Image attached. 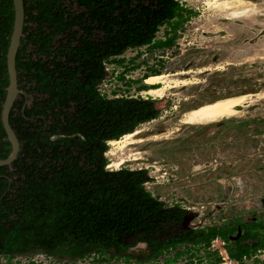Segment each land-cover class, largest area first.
Returning <instances> with one entry per match:
<instances>
[{"label": "trees", "instance_id": "16d2710c", "mask_svg": "<svg viewBox=\"0 0 264 264\" xmlns=\"http://www.w3.org/2000/svg\"><path fill=\"white\" fill-rule=\"evenodd\" d=\"M23 4L15 57L21 93L9 113L20 149L11 165L0 166V258L40 252L75 260L109 254L140 264L179 247L191 237L181 226L186 210L168 206L146 188L147 169L107 168L108 141L157 117L161 107L150 96L108 97L99 86L106 79L105 64L127 49L171 47L185 7L178 0ZM13 18L12 0H0V159L11 151L1 108ZM164 24L171 35L155 39ZM139 243L145 249L134 253ZM225 247L231 259L246 264L243 256L264 245Z\"/></svg>", "mask_w": 264, "mask_h": 264}, {"label": "rangeland", "instance_id": "374dc122", "mask_svg": "<svg viewBox=\"0 0 264 264\" xmlns=\"http://www.w3.org/2000/svg\"><path fill=\"white\" fill-rule=\"evenodd\" d=\"M244 1L245 7L234 13L233 9L226 11L214 3L208 4L207 0H178L189 12H184L185 20L178 27L173 46L155 51L147 46L127 49L105 64L106 79L99 86L100 92L108 97L150 95L158 101L159 116L135 129L142 143L128 145L123 150L124 157L132 153L135 159L119 167L147 169L151 180L146 188L168 205L179 204L194 211L197 218L193 223L202 226L238 217L246 219L252 212L260 211L255 205L259 207V199L264 198V173L249 172L253 167L233 157L241 152L239 144H244L235 131L207 129L202 133L182 122L187 109L226 95L234 88L233 79L255 75L260 67L264 68V0ZM166 32H170L169 25L160 26L155 39H162ZM150 68H159L156 73L166 74L168 85H164L159 95L139 89L144 85L140 80L154 74L147 72ZM256 78L264 81V71ZM176 80L183 81L175 85L172 81ZM258 98L264 100V91ZM248 114H256V110L243 108L233 117ZM115 147L109 144L110 151L117 155L106 154L109 162L122 157ZM225 188L232 190L226 197L223 196ZM223 200L225 208L217 211L215 205ZM231 206L235 210L230 211ZM144 249L145 244L139 243L132 251ZM214 253L212 247H202L198 251L201 260L193 261L207 264L206 260ZM162 261L163 257L158 264ZM245 262L264 264V248ZM134 263V259L126 261L124 257L109 254L75 260L57 259L40 252L0 258V264Z\"/></svg>", "mask_w": 264, "mask_h": 264}, {"label": "flooded vegetation", "instance_id": "af4514ba", "mask_svg": "<svg viewBox=\"0 0 264 264\" xmlns=\"http://www.w3.org/2000/svg\"><path fill=\"white\" fill-rule=\"evenodd\" d=\"M170 35L171 32H168V34L165 35L162 39L166 40ZM145 46L155 51V50L169 49L173 45L171 47L164 46L162 48L152 47L151 45H145ZM119 60H120L119 63H123L121 59ZM252 66H254V64L250 65V67ZM263 69L264 68L260 67L259 72L256 73L255 75H245L239 79H233L234 88L230 89L226 95L218 97V98H223V97L236 96L241 94L247 95L249 97L242 105H239L238 111L244 108V109H248V111L256 110V114H248L242 118H237L232 116L226 118L224 117L222 119L217 120L216 122L215 121L211 123L208 122V124L207 123L205 124L199 123V124H191V125L187 124L188 126H191V128L192 127L195 129L198 128V130L201 131L202 133L205 132L207 129H216L217 131L220 129H231L235 131L236 132L235 134L239 135L243 139L244 144H239L241 148V152L236 153L233 157L238 160H244L246 166L253 167L252 169L249 168V172L253 171L254 173L255 172L264 173V145H263L264 100L263 99L260 100L258 98L260 93L264 91V81H259L256 78V76L262 75L264 71ZM159 71H160L159 68L157 69L150 68L147 72L156 74V72ZM173 74H177V73H173ZM146 77L147 76H145L140 80V82H144V85H141L143 86V88L140 89V91H144L149 87V85H146L144 81ZM155 86L156 85H154L153 87ZM213 100H208L205 102H209ZM200 104L201 103L195 104V106L193 107H197ZM157 117L151 118L148 121L154 120ZM260 138H261V144L259 143ZM231 191H232L231 188H225L223 196L225 197L228 196L229 194L228 192ZM258 202L260 204L259 207L258 205H255V207L259 208L260 211L252 212L251 216H249L246 219L238 217L236 219H231L221 224H213L208 226L194 224L193 221L197 218V215L191 209L182 207L179 204H172V205L167 204L168 206L178 205L182 209L186 210V213H184L183 218L181 220V226L191 237L188 240H185L182 243H180V246L175 249L170 247L167 250H165L162 254L150 255L148 261L142 262L140 264L143 263L158 264L159 259L161 257H163V261L161 264H196V262L193 260H196L198 262L201 260V257L198 256V251L200 250V248L211 247L214 240H217V242H222L224 247L232 242H238L239 244L245 246L264 245V198L261 197ZM223 204H224V200L221 201L219 204H216L214 208L217 211H221L222 209L225 208V205ZM229 209L230 211L235 210L234 207L232 206L229 207ZM213 231L217 233L210 239L208 246H206L207 238L211 236ZM178 251H183V252L177 253ZM212 251L216 253H214L212 257H209L206 260L208 261L207 264H229V263L239 264L238 261L231 259L229 257L227 250H226L227 258H222L216 251V248H212ZM251 257L248 258L247 256L244 255L243 256L244 262L245 260L250 259ZM182 258H186L184 259V262L180 261ZM201 263L202 262L198 264Z\"/></svg>", "mask_w": 264, "mask_h": 264}, {"label": "bare ground", "instance_id": "6f19581e", "mask_svg": "<svg viewBox=\"0 0 264 264\" xmlns=\"http://www.w3.org/2000/svg\"><path fill=\"white\" fill-rule=\"evenodd\" d=\"M208 4H216L223 9H227L226 11H230L233 9L234 13L240 12L245 7L244 0H207ZM247 6V5H246ZM222 9V10H223ZM239 9V10H237ZM219 10V9H218ZM166 74H150L145 78V83L149 85L148 89L144 90L145 93L148 94H157L159 95L161 90L163 89L164 85L167 84L166 82ZM183 80H176L172 81L175 85ZM163 84V85H161ZM156 85L155 87H153ZM168 85V84H167ZM163 93V92H162ZM249 96L247 95H236V96H228L223 98H217L213 101L209 102H202L197 107H193L187 109L184 113V118L182 119L183 123L186 124H199V123H207L217 121L222 118L230 117L238 113L237 107L242 105ZM253 98V97H252ZM250 99V98H249ZM252 102V101H251ZM241 108V107H240ZM202 125V124H201ZM140 134L139 131L134 130L131 133L124 134L120 139L110 140L108 144L116 146L119 154L122 157H117L114 162H108L107 168L116 169L119 168L120 165L125 163L128 160H134L135 157H131L132 153L128 154L127 156H123V150L128 148V145L139 143L142 141V138L137 137L136 135ZM142 143V142H141ZM127 151V150H126ZM130 152V150H129ZM107 155L117 156L115 152L110 151V149L106 152ZM125 154H127L125 152ZM106 155V156H107ZM110 158V157H109ZM113 159V158H112ZM111 161V160H110Z\"/></svg>", "mask_w": 264, "mask_h": 264}, {"label": "water", "instance_id": "95a60500", "mask_svg": "<svg viewBox=\"0 0 264 264\" xmlns=\"http://www.w3.org/2000/svg\"><path fill=\"white\" fill-rule=\"evenodd\" d=\"M14 18L12 30L9 38V45L6 52V67L8 72V85L1 108V122L6 133V137L11 145V151L6 158L0 159V166L11 165L16 159L20 144L19 140L9 123V113L17 96L21 93L18 87L17 71L15 67V57L20 44L24 25V4L23 0H12ZM239 109V106L237 107Z\"/></svg>", "mask_w": 264, "mask_h": 264}, {"label": "built area", "instance_id": "2783aa9c", "mask_svg": "<svg viewBox=\"0 0 264 264\" xmlns=\"http://www.w3.org/2000/svg\"><path fill=\"white\" fill-rule=\"evenodd\" d=\"M211 247L216 248V251L222 258H227L226 250L222 242H217V240H214Z\"/></svg>", "mask_w": 264, "mask_h": 264}]
</instances>
